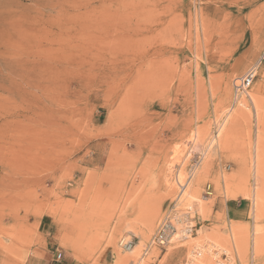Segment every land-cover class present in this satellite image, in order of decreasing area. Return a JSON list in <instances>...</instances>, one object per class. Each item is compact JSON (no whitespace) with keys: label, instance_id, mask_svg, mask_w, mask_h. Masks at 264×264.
I'll return each mask as SVG.
<instances>
[{"label":"rangeland","instance_id":"rangeland-1","mask_svg":"<svg viewBox=\"0 0 264 264\" xmlns=\"http://www.w3.org/2000/svg\"><path fill=\"white\" fill-rule=\"evenodd\" d=\"M254 99L264 109V0H0V264H187L194 249L212 264L213 244L264 264V206L242 195L264 200ZM173 204L194 233L147 253Z\"/></svg>","mask_w":264,"mask_h":264},{"label":"built area","instance_id":"built-area-1","mask_svg":"<svg viewBox=\"0 0 264 264\" xmlns=\"http://www.w3.org/2000/svg\"><path fill=\"white\" fill-rule=\"evenodd\" d=\"M258 68L259 64L252 66L242 77L235 80L234 104L240 101L243 95H246V97L251 100L249 90L258 75ZM181 187H183V189L185 188L184 185ZM176 206V204L171 206L168 213L161 221L156 233L150 240L146 251L153 246L164 247L168 245L176 235H179V238H186L188 235L192 236L194 233V225H192L190 212H185L179 215ZM179 225H182L180 230L178 228ZM212 254L214 255V261L212 264H229L230 259L227 256V253L220 248L213 247ZM200 255V249H194L191 257H189L187 261V264H200ZM61 257L62 252H58L56 260H60Z\"/></svg>","mask_w":264,"mask_h":264},{"label":"bare ground","instance_id":"bare-ground-1","mask_svg":"<svg viewBox=\"0 0 264 264\" xmlns=\"http://www.w3.org/2000/svg\"><path fill=\"white\" fill-rule=\"evenodd\" d=\"M105 2V1H104ZM205 21V20H204ZM203 26L205 27L206 26V23L205 22H203ZM153 64V63H152ZM142 71V70H141ZM137 72V71H136ZM151 72V71H150ZM156 72V71H155ZM144 73L145 72H140V73H137L136 75H139V76H143L144 77ZM139 76H137V77H139ZM136 77V76H135ZM143 77L140 79V80H138V82H140L141 80H143ZM147 77V76H146ZM132 78V77H131ZM140 78V77H139ZM151 78H152V76H151ZM138 79V78H137ZM144 79H145V77H144ZM147 79V78H146ZM155 79V78H154ZM157 79V78H156ZM133 80H135V79H133ZM144 81L145 80H143V85H144ZM9 81H7V87L9 86L8 83ZM135 82H136V80H135ZM151 82H153V80L151 79ZM132 84H133V81L131 82ZM150 83V82H149ZM135 84V83H134ZM141 85V84H140ZM143 85H141V86H143ZM150 85V84H149ZM148 85V86H149ZM172 85V84H171ZM134 87H132V89H133ZM141 88V87H140ZM145 88H147V87H145ZM10 89V88H9ZM149 89V88H148ZM146 90V89H145ZM252 94L251 93H249V96H251ZM243 101H245V104H246V100H245V97H244V100ZM254 103V107H255V105H256V107L254 108L255 109V113L256 114H258V115H264V109H263V106L260 104V102L258 101V100H256V99H254V101H253ZM255 102H256V104H255ZM241 105H242V107H234L233 108V111L231 112V115H230V117L229 118H232V121L233 122H237V119L238 118H240L242 115H244L245 114V109H243V108H245V107H247L244 103H240ZM241 105H239V106H241ZM257 109H258V111H257ZM258 117H260V116H258ZM226 119V118H225ZM229 120V119H228ZM259 122V121H258ZM220 128H222V127H220ZM200 135V134H199ZM200 137V136H199ZM217 137H219V134L216 136V138ZM212 143V142H211ZM213 144V143H212ZM256 146V145H255ZM213 147V146H212ZM259 147H261L260 146V143H259V145H258V149L256 150V158L255 159H257V161H256V163H255V171H256V169L257 168H260V162L258 161L259 159H258V157L259 156H261V155H259L258 156V154H260L259 153ZM261 152V151H260ZM263 155V154H262ZM188 158V157H187ZM211 156H209V157H207V159L205 160V163H204V166H203V171L201 170V173L199 174V176L197 177V179L194 181L196 184H198L200 181H201V178H202V175H203V173L206 171V170H208V168H209V163H210V161H211ZM255 162V161H254ZM262 163V162H261ZM258 170V169H257ZM257 174H258V172H256ZM179 185V184H178ZM181 185H184V184H181ZM243 185H241V187H242ZM181 187V186H180ZM244 187V186H243ZM183 188V187H182ZM192 189V188H191ZM185 190V188L183 189V191ZM182 191V190H181ZM186 191V190H185ZM184 191V192H185ZM191 190H187L186 192H187V194L185 193V198L184 199H187L188 197V195L190 196V197H193V195L191 194V192H190ZM183 192V193H184ZM183 193L181 194V197L179 198V202H181V201H183V200H181V199H183L182 198V195H183ZM242 195H244L246 198H248V199H251V200H253V202H254V206H255V208H257L258 206L260 207L261 205H263L264 206V200H263V197H262V194H261V191L260 190H258L257 188H254V191L253 192H251V191H248V192H245V193H242ZM233 197H237V195H232ZM187 197V198H186ZM181 200V201H180ZM186 202H187V200H185ZM189 201V200H188ZM190 201H191V199H190ZM188 204H190L189 202H188ZM152 218V217H151ZM153 218L152 219H150L149 220V222H148V227H153ZM146 224V223H145ZM257 225V224H256ZM182 226V225H181ZM232 232V231H231ZM256 233V232H255ZM189 236V235H188ZM228 236V235H227ZM256 237V236H255ZM173 241V240H172ZM171 241V242H172ZM257 242V241H256ZM209 243H210V241H209ZM236 243V242H235ZM196 244V243H195ZM201 245H202V243H200ZM138 244H136V246H137ZM220 245V244H219ZM219 245H218V248H220L221 249V247H219ZM121 246L125 249V250H127V251H129V253L132 255L135 251H136V246H134V244H133V241L132 240H129V241H127V240H122L121 241ZM199 246V245H198ZM255 246V245H254ZM211 249H213V247H217V245H210L209 246ZM206 248V247H205ZM202 249V248H201ZM204 251H205V249H203ZM223 251H224V248L222 249ZM226 250V249H225ZM149 251V250H148ZM148 251H147V253H148ZM227 251V250H226ZM204 254H205V252H204ZM191 255H192V252L190 253V257H191ZM204 256V255H203ZM206 256V255H205ZM204 256V257H205ZM142 259V258H141ZM201 260H203L202 259V256H201V258H199V263L200 264H202L200 261ZM122 261H125L124 259H122Z\"/></svg>","mask_w":264,"mask_h":264},{"label":"crops","instance_id":"crops-1","mask_svg":"<svg viewBox=\"0 0 264 264\" xmlns=\"http://www.w3.org/2000/svg\"><path fill=\"white\" fill-rule=\"evenodd\" d=\"M227 217L232 221H244L248 215V204L240 200H228L225 205Z\"/></svg>","mask_w":264,"mask_h":264}]
</instances>
